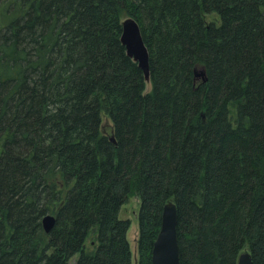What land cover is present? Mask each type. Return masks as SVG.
<instances>
[{
    "label": "trees",
    "instance_id": "trees-1",
    "mask_svg": "<svg viewBox=\"0 0 264 264\" xmlns=\"http://www.w3.org/2000/svg\"><path fill=\"white\" fill-rule=\"evenodd\" d=\"M133 194L138 264L169 201L182 264H264V0H0V264H133Z\"/></svg>",
    "mask_w": 264,
    "mask_h": 264
},
{
    "label": "water",
    "instance_id": "water-1",
    "mask_svg": "<svg viewBox=\"0 0 264 264\" xmlns=\"http://www.w3.org/2000/svg\"><path fill=\"white\" fill-rule=\"evenodd\" d=\"M122 43L127 49L128 55L138 63L147 82L150 81V54L143 39L141 28L133 18L123 21ZM196 79L206 82L204 69H197ZM56 223V217L48 215L43 219L46 233H51ZM152 264H182L181 248L178 239V208L174 201H169L163 210L162 226L158 238L154 244ZM238 264H253L250 252L242 253Z\"/></svg>",
    "mask_w": 264,
    "mask_h": 264
},
{
    "label": "rangeland",
    "instance_id": "rangeland-1",
    "mask_svg": "<svg viewBox=\"0 0 264 264\" xmlns=\"http://www.w3.org/2000/svg\"><path fill=\"white\" fill-rule=\"evenodd\" d=\"M214 16H207V20H213ZM152 89L151 85H148V91L150 92ZM102 133L109 137L113 136L114 126L110 118L104 114L103 115V123H102ZM141 208V199L138 195L133 194L129 197L127 204H125L121 211V219H128L131 221V228L128 232V240L130 242L131 250H132V260L133 264L139 263V236H140V228H139V212ZM249 252L248 248H246L243 253ZM78 259V255L75 256L71 260V264H76Z\"/></svg>",
    "mask_w": 264,
    "mask_h": 264
}]
</instances>
